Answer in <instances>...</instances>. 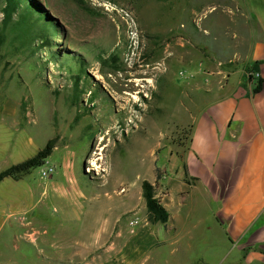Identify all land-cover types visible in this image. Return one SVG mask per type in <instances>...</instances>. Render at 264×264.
<instances>
[{
	"label": "rangeland",
	"instance_id": "1",
	"mask_svg": "<svg viewBox=\"0 0 264 264\" xmlns=\"http://www.w3.org/2000/svg\"><path fill=\"white\" fill-rule=\"evenodd\" d=\"M255 6L264 17V0ZM254 23L246 0H0V187L23 227L13 242L26 243L29 258L50 256V244L37 243L63 241L53 229L78 225L116 182L125 214L113 238L123 244L139 225L163 223L142 183L168 211L165 164L185 156L199 112L259 78ZM46 148L38 164L5 174ZM80 190L86 197L74 198ZM180 209L175 200L172 214ZM193 235L170 264L221 259L209 233Z\"/></svg>",
	"mask_w": 264,
	"mask_h": 264
},
{
	"label": "crops",
	"instance_id": "2",
	"mask_svg": "<svg viewBox=\"0 0 264 264\" xmlns=\"http://www.w3.org/2000/svg\"><path fill=\"white\" fill-rule=\"evenodd\" d=\"M246 2L255 19L250 59L255 74L263 80L262 88L253 91L255 78L236 82L199 112L184 159L173 157L165 164L168 221L141 224L120 244L113 237L124 232L125 196L116 182L103 191L101 207L82 209L78 225L53 229V235H60L63 241L52 239L49 243L42 238L37 243V249L41 243L50 244V256L36 254L33 259L26 243L13 242L14 232L23 227L7 198L10 191L0 187V264H170L190 247L187 239L194 237L198 227L211 235L206 245L223 247L224 254L220 260L204 255L191 261L186 258L184 264H264V17L255 0ZM172 186L181 208L179 217L171 211L175 201ZM130 191L127 200L134 195ZM80 192L74 191V198L80 194L86 197Z\"/></svg>",
	"mask_w": 264,
	"mask_h": 264
},
{
	"label": "trees",
	"instance_id": "3",
	"mask_svg": "<svg viewBox=\"0 0 264 264\" xmlns=\"http://www.w3.org/2000/svg\"><path fill=\"white\" fill-rule=\"evenodd\" d=\"M12 1L13 0H11V3H12ZM29 12H31L30 7H29ZM22 21L23 22L24 21L29 22L27 20V15H25L24 18H22ZM262 82H263V80L261 78H258V80L256 81V84L254 85V89H253L254 92H258L261 90ZM48 152H49V148L44 149L43 151H41L38 154L37 157L28 159L27 161H25L21 164H18L17 166L6 171L5 174L13 173L15 169L18 171L19 170H28L30 167L38 164L40 159H43L44 157H46L48 155ZM159 179H160V177L158 175L156 178V181H155L156 184H158ZM142 188H143V194H144L146 201H147V206H148L149 212L152 214V216L155 219H157L163 223L167 222L169 219V212L161 204L160 200H158V198L156 197L154 185L150 181L144 180L142 183Z\"/></svg>",
	"mask_w": 264,
	"mask_h": 264
},
{
	"label": "built area",
	"instance_id": "4",
	"mask_svg": "<svg viewBox=\"0 0 264 264\" xmlns=\"http://www.w3.org/2000/svg\"><path fill=\"white\" fill-rule=\"evenodd\" d=\"M124 14L126 15L127 18H131L132 19V16L130 14V12L128 10H123Z\"/></svg>",
	"mask_w": 264,
	"mask_h": 264
},
{
	"label": "bare ground",
	"instance_id": "5",
	"mask_svg": "<svg viewBox=\"0 0 264 264\" xmlns=\"http://www.w3.org/2000/svg\"><path fill=\"white\" fill-rule=\"evenodd\" d=\"M98 106H99V105H98ZM100 107H101V106H100ZM108 117H109V116H108ZM100 139H101V140H103V139H104V137H103V136H101V137H100ZM90 169H91V168H89V170H90Z\"/></svg>",
	"mask_w": 264,
	"mask_h": 264
}]
</instances>
